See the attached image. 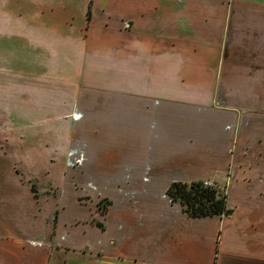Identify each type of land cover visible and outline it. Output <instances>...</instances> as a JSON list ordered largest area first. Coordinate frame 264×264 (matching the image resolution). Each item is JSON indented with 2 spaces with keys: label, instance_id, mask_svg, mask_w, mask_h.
Masks as SVG:
<instances>
[{
  "label": "crops",
  "instance_id": "obj_1",
  "mask_svg": "<svg viewBox=\"0 0 264 264\" xmlns=\"http://www.w3.org/2000/svg\"><path fill=\"white\" fill-rule=\"evenodd\" d=\"M230 1L93 0L94 15L115 24L99 29L91 41L80 29L90 0H0V70L20 78L22 70L32 77L56 66L58 80L108 81L110 92L93 96L94 109L82 99L74 105L67 96L63 117L71 119L59 130L52 124L56 113L44 99L39 115L50 117L48 123L30 129L43 137L58 131L76 148L71 161L77 163L61 164L65 209L57 227L67 248L91 250L106 258L103 264H218L220 256L229 264H254L264 259V43L258 32L238 29L239 11L233 8L244 3ZM36 4L60 17L54 30ZM245 5L264 17V4ZM116 22H125V29ZM34 31L61 37L59 50L39 49ZM70 35L82 36L86 48L69 44ZM23 37L28 45L21 43ZM69 45L76 56L69 54ZM58 54L60 60L54 61ZM69 68H75L73 79L63 76L61 69ZM102 100L107 107L98 108ZM248 121L257 122L253 136ZM245 138L262 160H233L249 145L242 144ZM35 161L25 164L33 168L40 162L45 174L57 171L48 160ZM13 165V160H0V188L30 197ZM209 179L222 187L230 213L189 217L166 195L174 181ZM85 196L90 204L77 202ZM104 199L107 207L100 209ZM66 205L74 206L72 218L64 216ZM84 208L91 221L73 223Z\"/></svg>",
  "mask_w": 264,
  "mask_h": 264
},
{
  "label": "rangeland",
  "instance_id": "obj_2",
  "mask_svg": "<svg viewBox=\"0 0 264 264\" xmlns=\"http://www.w3.org/2000/svg\"><path fill=\"white\" fill-rule=\"evenodd\" d=\"M246 1L264 4V0H242L244 4H242L239 10H236L234 5V11H239L235 16V20L239 24L238 29L258 32L257 38L260 44H262L264 43V17L251 14L248 5H245ZM232 2L235 3L236 0ZM40 6L41 4L35 5V8L38 10L37 13L43 14V19L51 23L50 25L47 23V27L54 30V27L59 23L58 19L60 17L45 9L44 6ZM94 8L93 0H90L86 20L83 24H80L82 34L84 30V38L91 41L92 34H97L99 29L106 27L110 28L111 26L108 25L113 22L108 21L102 16L98 17L94 15ZM124 23L125 22H116L117 25L119 24L121 30L125 29ZM49 33L48 31H34L32 32V36L36 38V45L39 49H56V51H58L61 37L58 35L50 36ZM0 38L3 40L2 36H0ZM14 38L15 40H20L18 36H14ZM68 38L69 44H72L74 41L73 45L78 46V50L86 48L84 47L85 40L83 42L82 36L77 38L70 35ZM7 39L12 41L13 38L8 37ZM24 40L25 38L23 37L21 43L28 45L29 43ZM70 47L71 45H69V48ZM69 54L76 56L77 49L73 50L70 48ZM53 56H55L54 53L52 57ZM81 56L82 55L79 54V58L72 64L76 65L78 59H81ZM55 59L60 60V55H56V58L53 60L56 61ZM54 67L50 70L40 69L38 73L32 77H30L31 75L28 73L29 70H22L20 78H18L17 74L12 75V73H4L7 71L5 69L0 70V160H13L14 165L12 170L14 168L15 172L21 174L22 185L28 187V191L32 192L30 197L26 196V194L12 196L8 194V192L3 191V188H0V264H103L106 259L98 257L96 254H93L91 250L89 251L86 248H67L60 240L57 223L65 209L61 202L62 194L66 190V185L63 184L64 181L62 182L61 179V164L63 167H66L65 165L68 162H70L69 166L77 163L75 160L71 161V155L76 148L73 146L71 149L69 147L71 143L67 142L63 134L58 131L51 132L48 137H43L41 135L42 132L40 134H34L35 130L33 129L30 131V129H32L34 125L43 128L44 124L48 123L49 119L47 118L50 117L39 115L40 113H44L39 109L40 104L44 105L46 102L47 104L45 105L50 104L54 109L51 113H56L52 116L54 117L52 124L58 128L56 130H59L64 126L63 124H66L68 120L71 119V117H63V106L67 104V96L74 105L77 99H82V104L84 106L94 109L98 102H96V97L94 98L93 96H96V93H109L108 81H106V85H104L105 82H100L104 78L96 77V81H93L91 85H89L88 81L85 84H80L77 81L58 80L56 79L58 69ZM74 69L69 68V70H61L64 73V77L68 75L69 79H73L76 77ZM105 69H107V67ZM86 70L87 69L84 70V73ZM107 72L108 71H106L105 74L108 75ZM106 80H108V76ZM34 91L37 92V95ZM14 96H20L19 100L21 102L18 101L14 104V102H12ZM46 98L48 100L44 102ZM99 103L100 105L98 108L107 107L108 104V102L105 103L104 100ZM14 105L19 109V111H17L18 114H16L17 109H14ZM60 114H62V116H60ZM246 123L247 126L250 125L248 126L249 128H246L248 129L247 131H249L250 136H253L251 128L253 126L256 127L257 122L254 123L255 125H251V121ZM242 144L249 145H246L245 151L244 149L240 150L239 159L237 155H234L233 160H262L260 155L257 154L256 149H253V141H250L249 138H245ZM258 144L259 142H257V149L259 147ZM238 147L239 146H236L234 148L235 153ZM32 160H36L35 162L39 160H48L53 166V169L57 168V171L53 170L45 174L40 172L42 170L41 165L38 164L40 162L33 163V168L25 164ZM96 161L97 160H92L91 162L92 164H96ZM100 161L108 165V160ZM12 170H10V172ZM107 171L108 170H105L103 173H107ZM35 174H37V176ZM207 181L212 182L211 186L223 192L222 187L215 185V181L209 179L203 182L205 183ZM90 199V197L88 198L86 196L83 198L78 197L77 202L81 205L84 203L90 204ZM107 204V199L98 203L100 209L101 206L107 207ZM81 210H84V212H77V220L73 223L78 224L81 221H91L87 217H91L90 210L88 208ZM100 211L104 212L103 210ZM74 212V206L66 205V210L64 212L65 218H72ZM93 224L97 226L101 225V228L103 226L102 223H97L96 221H93ZM108 224L111 226L109 219L106 226H108ZM254 247L258 248L256 245H254ZM220 248L221 246H219V249ZM261 260L264 259L262 258ZM261 260L259 262L258 260H254L253 262L254 264H264ZM221 263L229 264L230 262H228L225 256H220L218 264Z\"/></svg>",
  "mask_w": 264,
  "mask_h": 264
},
{
  "label": "trees",
  "instance_id": "obj_3",
  "mask_svg": "<svg viewBox=\"0 0 264 264\" xmlns=\"http://www.w3.org/2000/svg\"><path fill=\"white\" fill-rule=\"evenodd\" d=\"M172 203L181 206L182 212L193 218L218 217L230 213L226 195L203 181H174L166 190Z\"/></svg>",
  "mask_w": 264,
  "mask_h": 264
},
{
  "label": "built area",
  "instance_id": "obj_4",
  "mask_svg": "<svg viewBox=\"0 0 264 264\" xmlns=\"http://www.w3.org/2000/svg\"><path fill=\"white\" fill-rule=\"evenodd\" d=\"M204 184H205L206 186H211V185H212V182L207 181V182H205Z\"/></svg>",
  "mask_w": 264,
  "mask_h": 264
}]
</instances>
